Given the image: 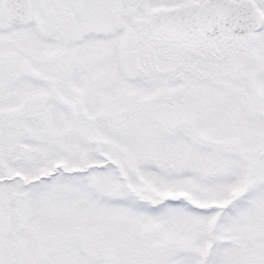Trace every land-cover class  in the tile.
Wrapping results in <instances>:
<instances>
[{
	"label": "snow or ice",
	"instance_id": "1",
	"mask_svg": "<svg viewBox=\"0 0 264 264\" xmlns=\"http://www.w3.org/2000/svg\"><path fill=\"white\" fill-rule=\"evenodd\" d=\"M0 264H264V0H0Z\"/></svg>",
	"mask_w": 264,
	"mask_h": 264
}]
</instances>
